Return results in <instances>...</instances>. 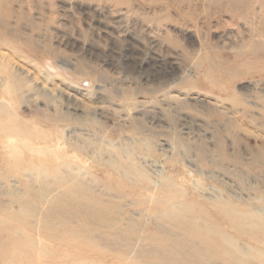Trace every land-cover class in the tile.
I'll return each instance as SVG.
<instances>
[{"label": "rangeland", "instance_id": "rangeland-1", "mask_svg": "<svg viewBox=\"0 0 264 264\" xmlns=\"http://www.w3.org/2000/svg\"><path fill=\"white\" fill-rule=\"evenodd\" d=\"M245 1L0 0V264H264Z\"/></svg>", "mask_w": 264, "mask_h": 264}, {"label": "bare ground", "instance_id": "bare-ground-1", "mask_svg": "<svg viewBox=\"0 0 264 264\" xmlns=\"http://www.w3.org/2000/svg\"><path fill=\"white\" fill-rule=\"evenodd\" d=\"M181 2V1H180ZM246 3H250L251 4V6L253 5V6H256V5H258L259 7H261V6H263L264 5V0H246L245 1ZM245 3V4H246ZM37 4H38V2H37ZM0 5H2V2H0ZM179 6V5H178ZM187 6V5H186ZM0 10H1V7H0ZM261 11H262V13H264L263 11H264V7H262V9H261ZM253 13H251L250 12V14L249 15H252ZM0 15H1V17H0V20H6V19H8L9 18V14H8V12L7 13H3V14H1L0 13ZM3 15V16H2ZM261 15H263V14H261ZM264 16V15H263ZM257 18H259V17H257ZM264 18V17H263ZM40 135V134H39ZM40 139V138H39ZM27 146V145H26ZM28 148V147H27ZM27 148H25L26 150H28Z\"/></svg>", "mask_w": 264, "mask_h": 264}]
</instances>
